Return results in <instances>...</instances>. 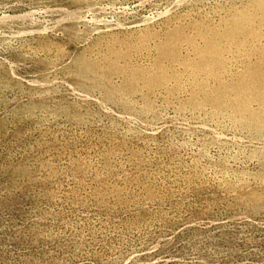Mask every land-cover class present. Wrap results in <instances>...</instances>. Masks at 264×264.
Instances as JSON below:
<instances>
[{"label": "rangeland", "instance_id": "374dc122", "mask_svg": "<svg viewBox=\"0 0 264 264\" xmlns=\"http://www.w3.org/2000/svg\"><path fill=\"white\" fill-rule=\"evenodd\" d=\"M0 264H264V0H0Z\"/></svg>", "mask_w": 264, "mask_h": 264}]
</instances>
